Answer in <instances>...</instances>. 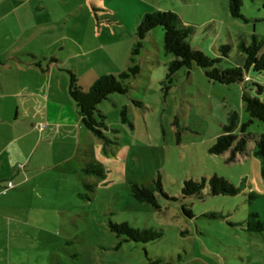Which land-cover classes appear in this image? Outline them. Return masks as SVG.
I'll return each mask as SVG.
<instances>
[{"label": "rangeland", "instance_id": "374dc122", "mask_svg": "<svg viewBox=\"0 0 264 264\" xmlns=\"http://www.w3.org/2000/svg\"><path fill=\"white\" fill-rule=\"evenodd\" d=\"M96 1L106 10L99 14L111 23L81 39L85 50L95 49L93 71L79 60L66 61L78 68L83 84L94 75L118 77L127 69L129 60L121 63V55L126 46L129 53L136 15L144 9L171 11L191 25V46L209 58H221L219 69L242 67L245 55L239 45H250L254 36L263 42L264 52V0H243V18L231 15L227 0ZM92 12L91 5L81 8V30ZM222 46L230 48L227 58H222ZM174 59L164 50L163 30L156 28L137 58L140 73L131 80L128 95H111L99 106L107 116L105 134L111 144L104 146L97 136L85 133L94 141L87 156L102 165L104 178L87 176L81 170L86 153H76L74 146L57 139L43 174L26 185L11 180L14 188L7 196L2 191L8 182L1 187L0 264H264V232L248 231L245 223L251 214L264 222V180L261 159L255 155L264 124L251 119L242 102L245 89L264 103V74L250 71L249 82L225 86L211 82L194 65L180 70L170 83L166 77ZM254 84L263 91L258 93ZM123 107L127 123L121 120ZM232 112L239 116L237 133L252 120L246 153L235 160H230V151H210ZM158 176L166 197L157 192V207L132 196L133 184L149 187ZM214 176L238 193L213 196L206 183L200 195L183 196L185 181L207 182ZM110 223L161 237L136 243L118 236Z\"/></svg>", "mask_w": 264, "mask_h": 264}, {"label": "crops", "instance_id": "0c3cea01", "mask_svg": "<svg viewBox=\"0 0 264 264\" xmlns=\"http://www.w3.org/2000/svg\"><path fill=\"white\" fill-rule=\"evenodd\" d=\"M96 3L0 0V198L6 182L18 178L26 185L44 173L49 150L55 149L57 139L66 147L74 146L76 153H86L81 170L87 162L94 161L87 156L94 141L85 132L93 133L84 127L70 97V77L66 74H75L84 90L101 76L94 75L89 84H83L78 68L68 67L66 61L79 60L93 71L95 49L85 50L81 39L94 34L95 28L103 31L106 23H111L106 15L99 14L106 10ZM87 4L91 5L93 15L86 18L83 31L77 23L78 14ZM147 13L150 12L146 9L137 13L135 31ZM133 44L129 53L126 46L121 63L129 60ZM36 49H40V54ZM65 50L69 51L68 57H61ZM9 193L10 190L5 196Z\"/></svg>", "mask_w": 264, "mask_h": 264}, {"label": "trees", "instance_id": "16d2710c", "mask_svg": "<svg viewBox=\"0 0 264 264\" xmlns=\"http://www.w3.org/2000/svg\"><path fill=\"white\" fill-rule=\"evenodd\" d=\"M230 13L233 17L243 18L242 5L243 0H227ZM156 28L163 30V46L166 53L174 55L175 59L168 65V73L166 79L171 83L174 76L182 69H192L194 65L202 69L206 77L214 83L225 86L234 84H242L249 82L247 73L252 71L257 74H264V52L260 53L263 42L255 36L250 45L241 43L240 50L245 55V63L242 67L219 69L217 64L221 58H209L203 52L193 48L188 41L193 33L191 25H185L181 19L171 11H155L147 13L142 18L140 24L136 27V40L132 46L129 65L125 71L118 75L101 76L88 89L84 90L80 85L75 74H70L69 93L72 97L79 116L81 117L84 127L104 142V146L111 144V140L105 134L108 127L105 123L107 116L99 110V106L103 102L108 101L111 95H128L130 91V82L140 73V65L137 64V58L141 54L145 40L150 36L151 32ZM230 51L228 46H222L220 52L222 58H227ZM258 93L263 91V87L254 84ZM242 102L246 112L251 119H256L264 124V103L257 97L252 96L244 89L242 93ZM141 105L140 102H135ZM121 120L127 123V111L123 107L120 112ZM239 116L232 112L228 116V123L224 126V131L216 140L211 148V153L222 155L231 152L230 160H235L237 155L246 153L248 139V124H243L240 132H235L238 128ZM255 155L261 159V177L264 180V135L256 140ZM83 172L88 176L92 175L97 178L105 177V170L102 165L96 161L87 162L83 168ZM208 183L210 193L213 196L231 195L238 193V189L226 182L224 179L214 176L207 182L203 179L201 182L193 180L185 181L182 194L185 197L200 195L204 186ZM85 188L92 190L91 184L85 182ZM132 196L139 202L153 205L157 204V192L166 197L163 189L161 177L158 176L154 184L149 187L131 186ZM186 212V211H185ZM247 230L255 233L264 232V222L260 220L258 214H251L246 219ZM111 229L118 236H125L128 240L136 243H148L161 237V234L151 230H138L130 227L128 224L110 223Z\"/></svg>", "mask_w": 264, "mask_h": 264}, {"label": "built area", "instance_id": "2783aa9c", "mask_svg": "<svg viewBox=\"0 0 264 264\" xmlns=\"http://www.w3.org/2000/svg\"><path fill=\"white\" fill-rule=\"evenodd\" d=\"M14 188V184L12 182L7 183V186L3 189L2 193L6 194L9 190Z\"/></svg>", "mask_w": 264, "mask_h": 264}]
</instances>
